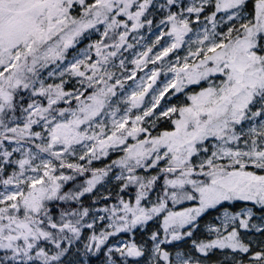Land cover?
<instances>
[{
	"label": "snow or ice",
	"instance_id": "snow-or-ice-1",
	"mask_svg": "<svg viewBox=\"0 0 264 264\" xmlns=\"http://www.w3.org/2000/svg\"><path fill=\"white\" fill-rule=\"evenodd\" d=\"M0 264H264V0H0Z\"/></svg>",
	"mask_w": 264,
	"mask_h": 264
}]
</instances>
